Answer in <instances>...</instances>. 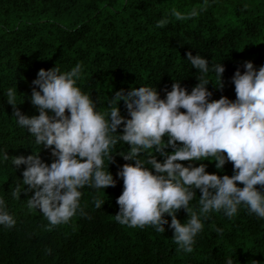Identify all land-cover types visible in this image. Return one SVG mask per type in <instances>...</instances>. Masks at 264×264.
Returning <instances> with one entry per match:
<instances>
[{
	"label": "trees",
	"instance_id": "obj_1",
	"mask_svg": "<svg viewBox=\"0 0 264 264\" xmlns=\"http://www.w3.org/2000/svg\"><path fill=\"white\" fill-rule=\"evenodd\" d=\"M160 20H166L163 27H157ZM189 51L225 68L219 89L215 73L204 77L210 81V99L234 100L231 78L236 69L243 73L245 61L257 69L264 65V0H0V197L16 220L11 228L0 226V264H226L229 257L236 264H264V219L243 206L232 218L222 211L209 213L191 253L178 248L167 224L164 233L151 225L119 224L114 215L123 180L116 173L125 163L134 164L121 155L130 148L126 143L115 146L108 164L115 186L82 189V212L56 226L39 209L29 208L27 199L34 193L23 191L28 188L22 181L25 166L3 160L4 151L9 157L39 152L49 165L55 160L50 148L37 145L16 124L6 97L16 85L17 108L28 116L38 115L29 97L40 69L57 64L69 71L82 65L78 85L104 111L107 100L121 89L126 93L152 85L163 99L179 81L190 92L201 73L186 60ZM118 107L130 118L123 101ZM155 155L162 161L159 153ZM180 163L187 166L189 161ZM202 163L209 173L233 174L231 162L223 172L214 161ZM238 186L242 187L239 182ZM17 190L19 199L12 195ZM196 192L190 203L198 212ZM96 200L105 201L100 209ZM176 216L186 222L184 209ZM165 218L170 224L171 217Z\"/></svg>",
	"mask_w": 264,
	"mask_h": 264
},
{
	"label": "clouds",
	"instance_id": "obj_2",
	"mask_svg": "<svg viewBox=\"0 0 264 264\" xmlns=\"http://www.w3.org/2000/svg\"><path fill=\"white\" fill-rule=\"evenodd\" d=\"M165 23L160 20L157 27ZM186 60L201 73L190 92L179 81L172 83L163 99L152 85L132 87L126 93L121 89L107 100L104 111L79 87L80 64L69 71H61L57 64L38 71L32 83L39 90L33 87L29 97L38 115L23 114L17 108L16 85L9 88L6 97L16 124L26 129L37 145L50 148L55 157L49 165L39 152L26 157H9L3 152V160L11 158L17 168L25 166L22 181L28 188L23 191L34 193L27 199L29 208L39 209L51 226L67 223L78 210L82 212V189L115 186L108 164L115 146L123 142L130 148L122 157L134 164L125 163L116 173L123 180L122 194L116 200L119 210L114 215L119 224L132 228L151 225L159 233L165 232L167 224L178 248L191 253L204 228L203 220L211 212L222 211L232 218L243 206L264 219V65L257 69L245 61L243 73L236 69L231 78L234 100L226 96L210 99V81L204 77L215 73L219 80L216 88H221L223 64L210 65L205 56L191 51ZM120 101L130 118L121 115ZM121 125L122 133H118ZM168 148L170 152L165 151ZM205 160L214 161L219 172L231 162L233 174L209 173L202 163ZM193 162L201 163L194 166ZM197 189L198 212L190 203L196 199ZM20 193L17 190L12 195L19 199ZM104 203L96 200L95 207L100 209ZM180 209L187 213L186 222L177 219ZM165 214L171 217L170 224ZM15 224L0 197V226ZM226 264L236 261L229 257Z\"/></svg>",
	"mask_w": 264,
	"mask_h": 264
}]
</instances>
